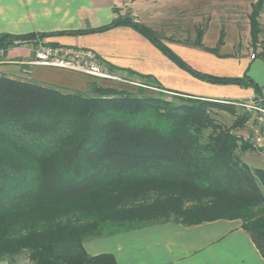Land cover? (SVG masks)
Segmentation results:
<instances>
[{"label": "trees", "instance_id": "trees-1", "mask_svg": "<svg viewBox=\"0 0 264 264\" xmlns=\"http://www.w3.org/2000/svg\"><path fill=\"white\" fill-rule=\"evenodd\" d=\"M263 8L257 0L249 23L251 45L260 49L255 56L264 63ZM117 26L134 29L199 80L250 87L261 96L247 76L193 70L129 17L98 30ZM58 34H3L0 50ZM144 82L159 93L96 83L84 93L65 92L0 76V262L14 264L26 253L29 264H117L111 253L87 254L84 242L170 220L184 226L240 220L264 258V169L241 161L236 150L252 144L233 132L245 128L248 116L222 129L210 112L233 114L227 102L176 104L162 97L159 83ZM149 115L154 125L143 120Z\"/></svg>", "mask_w": 264, "mask_h": 264}, {"label": "crops", "instance_id": "crops-1", "mask_svg": "<svg viewBox=\"0 0 264 264\" xmlns=\"http://www.w3.org/2000/svg\"><path fill=\"white\" fill-rule=\"evenodd\" d=\"M256 1L0 0V35L60 33L39 40L44 45L92 50L113 73L130 81L150 79L175 97L227 103L264 100V63L255 56L260 49L254 50L250 38L249 15ZM126 17L149 28L193 70L216 77L247 76L261 96L250 87L197 79L128 26L98 30ZM258 22L264 45V8ZM34 47L29 43L0 50V76L65 92L84 93L90 83L125 89L118 87L121 83L74 71L24 64L33 60ZM83 247L92 256L111 253L117 264H264L240 220L153 224L88 240Z\"/></svg>", "mask_w": 264, "mask_h": 264}, {"label": "built area", "instance_id": "built-area-1", "mask_svg": "<svg viewBox=\"0 0 264 264\" xmlns=\"http://www.w3.org/2000/svg\"><path fill=\"white\" fill-rule=\"evenodd\" d=\"M29 43H34L35 45L34 57L32 61L24 62L26 65L54 67L82 73L96 79L138 85L125 77L113 73L108 65L94 51L89 49L44 45L39 39L17 40L13 43V46H22ZM253 103L250 107L253 114V122L250 126L249 140L257 150L264 152V100L256 98Z\"/></svg>", "mask_w": 264, "mask_h": 264}, {"label": "rangeland", "instance_id": "rangeland-1", "mask_svg": "<svg viewBox=\"0 0 264 264\" xmlns=\"http://www.w3.org/2000/svg\"><path fill=\"white\" fill-rule=\"evenodd\" d=\"M258 40L260 41V39H258ZM118 76H120V75H118ZM133 81H135V83L138 85L135 86V85H131L128 83H123V82H118V81H112V82H116L119 84L121 83L120 85H118V87H125V89H123V90H127L130 92H133V91L137 90L138 88H142L145 90L144 92L148 93V94L154 95V94L159 93L155 88H153L151 85H149V83L146 84L143 80L134 79ZM48 87H52V86H48ZM53 88H56V87H53ZM162 97L165 100H167L169 102L176 103V104L177 103H184V100H187V98H183V97L179 98V97L168 95L166 93H163ZM226 104H228L229 106L232 107V109L234 110L233 114H230L229 112L222 110V109H213V111L210 112V117L213 121V124L216 126H220L222 129H228L234 123H236L240 117L247 115L248 119H247L246 125H245L246 129L245 128L242 129L241 134H242V136H244V137H242L243 142L248 141L247 138L250 137V133H251L250 126L253 122V114H252V110L250 108L254 104L253 100L244 101V102H232V103H226ZM143 120H147V122H145V123H147L149 125H154L155 118H154V115L153 116L149 115L147 119H143ZM239 131L240 130H236L233 132L237 135H240ZM210 132H211V130L207 129L204 133H205V135H208V133H210ZM251 146H252V149H248L246 151H241L240 149L236 150V154L239 156L241 161L243 163H245L246 165H248L250 168H263L264 169V153H262V151L257 150L253 145H251ZM167 222H174V221L170 220ZM167 222H164V223H167ZM158 224H162V223H158ZM149 225H153V224H149ZM149 225H146V226H149ZM146 226H144V227H146ZM132 230H134V229H132ZM102 238H106V237H102ZM2 263L10 264L8 260L3 261ZM14 264H29L26 253L19 255L16 258Z\"/></svg>", "mask_w": 264, "mask_h": 264}]
</instances>
